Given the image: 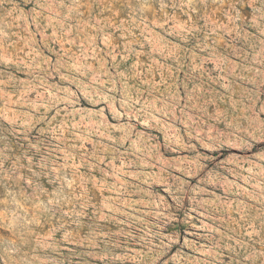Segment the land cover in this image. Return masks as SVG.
<instances>
[{
    "label": "rangeland",
    "instance_id": "obj_1",
    "mask_svg": "<svg viewBox=\"0 0 264 264\" xmlns=\"http://www.w3.org/2000/svg\"><path fill=\"white\" fill-rule=\"evenodd\" d=\"M0 264H264V0H0Z\"/></svg>",
    "mask_w": 264,
    "mask_h": 264
}]
</instances>
